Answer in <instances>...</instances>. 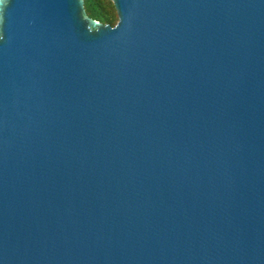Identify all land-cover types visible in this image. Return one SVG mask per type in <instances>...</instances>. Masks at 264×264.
<instances>
[{
  "label": "water",
  "instance_id": "water-1",
  "mask_svg": "<svg viewBox=\"0 0 264 264\" xmlns=\"http://www.w3.org/2000/svg\"><path fill=\"white\" fill-rule=\"evenodd\" d=\"M0 0V264H264V0Z\"/></svg>",
  "mask_w": 264,
  "mask_h": 264
},
{
  "label": "trees",
  "instance_id": "trees-1",
  "mask_svg": "<svg viewBox=\"0 0 264 264\" xmlns=\"http://www.w3.org/2000/svg\"><path fill=\"white\" fill-rule=\"evenodd\" d=\"M88 17L103 24L114 26L117 14L110 0H83Z\"/></svg>",
  "mask_w": 264,
  "mask_h": 264
}]
</instances>
